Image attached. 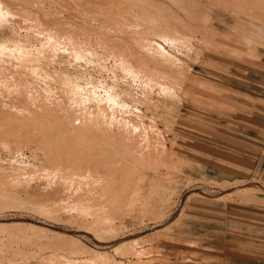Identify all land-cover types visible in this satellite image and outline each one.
I'll list each match as a JSON object with an SVG mask.
<instances>
[{"label":"bare ground","instance_id":"obj_1","mask_svg":"<svg viewBox=\"0 0 264 264\" xmlns=\"http://www.w3.org/2000/svg\"><path fill=\"white\" fill-rule=\"evenodd\" d=\"M51 1L53 9L59 5L69 13L67 21L60 20L62 14L55 9L46 11L44 4L47 0H0V204L10 198L26 200L37 196L47 200L62 194L59 206L54 204L51 208L62 211L64 216L65 213L74 216L82 228L104 239L103 234L116 229L124 218L133 216L136 211L151 209L152 199L145 198L138 190L142 180L168 178L169 175L164 170L167 167L165 160H170V151L157 124L156 128L150 127V135L145 136L147 130L141 131L137 126L139 119L137 123L131 118L124 119L126 113L123 118L120 107L125 103L122 106L117 103L120 107H116L115 99L119 93L123 94L120 95L122 99L125 93L131 97L138 91L163 89L166 85L169 86V94L180 92L181 81L191 80L187 69L192 70L197 63L201 65V54L196 52L199 57L190 60V64L170 53L166 45L178 44L192 51L193 36L187 33L184 17L199 18L204 6L195 0H170L172 6L163 0ZM216 1L217 5L234 8L232 14L234 11L238 14L247 12L250 15L248 19H262L263 25L258 27L264 37V0ZM42 15L55 16V20L59 16V20L41 21L38 18ZM201 28L209 32V36L203 39L206 42L221 36L218 30L209 26ZM232 28L229 34L232 40L246 41L247 46L254 43L246 31L235 26ZM11 37H16L15 41L17 38L25 41L24 44L20 41L24 48L17 45L22 48L19 53L14 45L20 42L11 40L15 42L13 45L10 43L17 49L16 57L12 50L8 54ZM226 48L232 52L235 49L231 46ZM96 65V70L89 68ZM80 83L91 85V91ZM162 92V96L166 95ZM156 95L158 100L149 104L154 103L153 109L157 111L164 100L160 93ZM136 96L134 99L137 100L139 97ZM113 99L116 108L109 106ZM136 100H133L134 104ZM139 101L136 102L137 107L143 104ZM143 102L146 104L147 101ZM125 108L122 110L126 111ZM141 125L143 127V123ZM12 145L21 148L13 150L17 153L12 157L13 165L5 168L2 153H10ZM29 146L37 148L27 159L23 151ZM119 155L127 162H119ZM131 175L138 176L130 179ZM21 176L24 180L20 179ZM67 192L72 195L74 203L69 202ZM47 208L43 212L50 215ZM122 208L125 212L121 211ZM73 210L78 213L74 214ZM3 226L0 225V234L7 232ZM65 246L64 249L70 248ZM70 249L73 250L72 247ZM1 261L0 258V263H3ZM77 262L74 263L81 264Z\"/></svg>","mask_w":264,"mask_h":264},{"label":"rangeland","instance_id":"obj_2","mask_svg":"<svg viewBox=\"0 0 264 264\" xmlns=\"http://www.w3.org/2000/svg\"><path fill=\"white\" fill-rule=\"evenodd\" d=\"M48 1L44 4L46 11H54L53 1L50 0L53 5ZM196 1L204 6L202 16L192 19L184 17L187 20V33L193 36L192 51L178 44L166 45L170 53L190 64V60L198 59L196 52L201 54V65L197 63L192 70L187 69L191 80L181 81L186 84H181L179 96L169 94L170 89L166 85L163 89L144 90L145 93L138 91L133 94L134 97L125 93L121 99L120 95L123 94L119 93L118 99H115L116 105L118 103L122 106L125 103L122 107L116 106L121 108L118 109L122 117L126 113L124 119L131 118L134 122L139 119L138 125L137 122L135 124L141 131L147 130L145 136H149V130L156 128L157 124L170 151V160H165L167 167L164 170L165 174H169L168 178H147L138 186L142 196L152 199L151 209L126 216L127 219H123L120 227L110 229L113 233L105 229L106 235L103 231L105 238L102 239L82 228L74 216L66 213L64 216L62 211L51 208L54 204L59 206V196L62 194L47 200L37 196L26 200L10 198L0 204V225H4L7 230L6 234H0V258L3 261L0 264H76L77 261L81 264H106L107 261V264H264V37L258 27L263 25V20L254 17L248 19L250 15L247 12H236L239 16H235V11L232 14L234 8L228 9L220 3L217 5L216 0ZM163 2L173 5L170 0ZM57 6L55 11L62 16H56V20L59 17L67 21L69 13ZM43 17L38 19L55 20V16ZM202 26L218 30L220 38L204 41L209 32L202 29ZM232 26L250 34L255 45L247 46L246 41L232 40L229 37ZM194 27L201 31L198 33ZM13 39L11 37L8 45L16 37ZM20 39L17 38L15 42L24 41ZM20 43L14 47L22 46ZM12 45L8 48V54L13 51L15 54L11 55L16 57L22 48L18 47L17 51ZM228 46L235 48H230L234 51L228 49L227 52V48H224ZM91 67L98 69L97 65ZM88 86L87 90L91 91V85ZM162 91L169 94L167 99L166 95L162 96ZM156 93H160L164 100L163 106L157 111L153 109L154 103L149 104L158 100ZM135 96L140 101L147 99L141 102L145 104L143 101H147L145 105L150 106L138 104V108L136 102L139 100L134 99ZM131 98L136 100L135 104ZM115 102L113 99L109 106L116 108ZM140 123H143V127L147 125L143 128ZM10 147V153H2L5 168L13 165L12 157L17 154L13 150L21 148L18 145ZM30 147L33 148L30 150ZM35 148H24L23 154L27 159L31 158ZM118 159L119 162H127L120 155ZM134 175L129 178L136 179L138 175ZM20 179L24 180V177ZM67 196L72 199L69 192ZM69 202L74 203V200ZM38 204L44 208L38 209ZM46 207L51 213L56 211L53 216H50L51 213L44 214ZM73 211L74 214L78 213ZM121 211L125 212V209ZM105 226L108 227L107 224ZM64 245L73 250L64 249Z\"/></svg>","mask_w":264,"mask_h":264}]
</instances>
